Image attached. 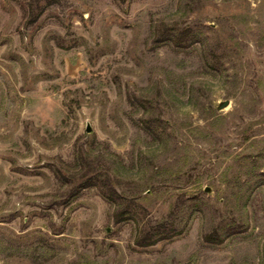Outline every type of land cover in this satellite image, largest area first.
Masks as SVG:
<instances>
[{
	"label": "rangeland",
	"instance_id": "obj_1",
	"mask_svg": "<svg viewBox=\"0 0 264 264\" xmlns=\"http://www.w3.org/2000/svg\"><path fill=\"white\" fill-rule=\"evenodd\" d=\"M0 264H264V0H0Z\"/></svg>",
	"mask_w": 264,
	"mask_h": 264
},
{
	"label": "trees",
	"instance_id": "obj_2",
	"mask_svg": "<svg viewBox=\"0 0 264 264\" xmlns=\"http://www.w3.org/2000/svg\"><path fill=\"white\" fill-rule=\"evenodd\" d=\"M176 29L177 28L174 25H169L166 22H160L159 24H156L154 29L155 39L160 43L174 44L179 47L188 46L193 40V29L191 27H185L178 31ZM143 123L147 128H150L151 130L153 129L151 120L145 118ZM83 159L85 160H83L82 169L85 170L83 174L85 175L86 173H89L88 167L91 161L89 157H85ZM88 180L100 188L102 194L108 199V201L118 204L119 207L115 210L116 220L119 221L123 218L133 216V211L128 205L122 206V202L120 200L121 195L114 187V184L110 178H105L102 180L100 179L99 175H95L89 176ZM169 235L170 234L167 229L158 228L156 231L139 233L137 242L141 245H150L162 238L168 237ZM206 237L207 239H211L213 234L208 233Z\"/></svg>",
	"mask_w": 264,
	"mask_h": 264
},
{
	"label": "water",
	"instance_id": "obj_3",
	"mask_svg": "<svg viewBox=\"0 0 264 264\" xmlns=\"http://www.w3.org/2000/svg\"><path fill=\"white\" fill-rule=\"evenodd\" d=\"M226 104V103H225ZM224 105V104H223ZM89 130H90V126H89V128H88Z\"/></svg>",
	"mask_w": 264,
	"mask_h": 264
}]
</instances>
